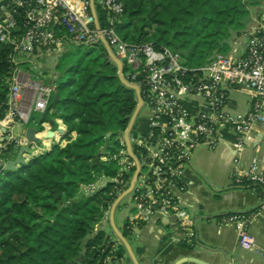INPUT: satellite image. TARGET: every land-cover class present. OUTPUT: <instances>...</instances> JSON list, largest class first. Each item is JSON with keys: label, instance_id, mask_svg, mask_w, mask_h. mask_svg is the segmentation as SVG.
Here are the masks:
<instances>
[{"label": "built area", "instance_id": "2783aa9c", "mask_svg": "<svg viewBox=\"0 0 264 264\" xmlns=\"http://www.w3.org/2000/svg\"><path fill=\"white\" fill-rule=\"evenodd\" d=\"M90 1L0 0V43L8 46L7 57L11 64V75L6 78L7 109L0 123L5 122L10 129L21 125L23 133L31 113H45L55 92L54 84L32 79L29 73L17 68L21 57L41 56L42 52L59 54L68 42L92 46L100 43L103 37L120 59L123 76L138 87L142 106L146 109L145 129L130 134L139 171L129 193L132 207L129 220L140 224L154 216L173 217L182 230L181 241L192 246L197 230L180 194L185 191L182 182L185 168L198 147L214 148L225 141L224 132L233 133L231 185H251L264 193V170L256 159L246 167L240 164L246 146L255 140L256 123L264 122L261 111L264 101V10L243 33V53L238 54L237 42L232 41L230 52L216 53L205 64L189 66L183 63L179 51L157 45L154 40L132 42L123 39L116 30L124 13L123 0H100L105 20L101 25L96 10L98 27L90 10ZM94 7L96 9L95 0ZM37 74L43 75L41 71ZM225 86L253 91L257 99L250 110L242 114L226 111ZM52 131L54 135L49 138V148L54 144L63 147L70 141L58 129ZM117 140V150L110 156L100 157L116 163L115 176L102 175L92 182L80 184L85 194L95 192L107 180L114 183L113 190L118 194L129 186L136 161L128 154L122 135ZM11 141L16 147H27L24 154L27 160L44 151L24 136L12 134H8L7 140L0 141V149ZM5 162L0 159V166L4 167ZM128 175L130 178H125ZM108 212H105V218ZM254 216V212H231L223 215L221 220L235 226L240 249L257 253L264 263V249L249 230Z\"/></svg>", "mask_w": 264, "mask_h": 264}, {"label": "trees", "instance_id": "16d2710c", "mask_svg": "<svg viewBox=\"0 0 264 264\" xmlns=\"http://www.w3.org/2000/svg\"><path fill=\"white\" fill-rule=\"evenodd\" d=\"M123 2L124 13L116 24L123 39L154 40L177 51L182 48L193 65L205 64L214 54L229 50V41L244 33L249 4L253 3ZM96 10L102 25L105 13L101 8ZM8 52V46L0 43V118L7 109ZM55 67H62L54 79L60 98L55 108L49 104L39 124L60 118L67 128L63 136L70 141L63 147L54 144L13 169L0 166V264H104L112 254L113 242L100 225L118 195L114 183L107 180L91 194L82 192L80 184L102 175L115 176L116 164L97 160L96 155L107 133L109 146L104 156L117 150V137L136 107V93L120 82L117 67L102 43L74 44ZM72 132L76 134L73 139ZM16 151V143L8 142L0 150V159L12 158Z\"/></svg>", "mask_w": 264, "mask_h": 264}, {"label": "crops", "instance_id": "0c3cea01", "mask_svg": "<svg viewBox=\"0 0 264 264\" xmlns=\"http://www.w3.org/2000/svg\"><path fill=\"white\" fill-rule=\"evenodd\" d=\"M258 14L257 11L255 17ZM255 17H251V22ZM244 37V34L233 37L229 41L227 52L231 51L232 41H236L238 54L243 53ZM225 91L226 111L229 113H245L257 99L254 92L249 89L225 86ZM261 111L264 114V101ZM42 123L41 132L36 130V134L38 133L37 136L41 134L43 139L41 136L40 143L35 144L48 151L50 137L46 138L47 132L58 129L60 133H63L61 130L66 133L67 128L60 118H54L53 124L49 120ZM15 127L19 128L16 133ZM7 129L5 122L0 123V140L8 134L20 138L24 136L21 125H14L11 133H7ZM254 132L264 133V122L256 123ZM75 135V132H72L71 138L73 139ZM233 139V133L226 131L223 143L214 148L204 145L198 147L195 150L196 154H193L192 162L185 168L182 177L185 191L180 194V200L192 216L197 230L196 242L192 246L181 241L182 230L173 217L154 216L148 222L136 224L129 220L132 207L128 204L125 205V209H121L118 223L114 220L113 212V221L110 217L105 218L100 225L113 242L112 254L104 264H174L184 257H191L194 261H184L180 264H264L257 253L240 249L235 226L223 223L221 220L223 215L231 212H254L255 216L249 225V230L257 244L264 249V207L261 208L264 193L260 188L254 189L248 185L242 187L231 185ZM47 140L49 141L46 142ZM257 144L256 139L248 143L242 153L241 166L246 167L251 160L256 159L258 166L264 170V143ZM128 223L129 228L125 226ZM115 228L130 245L136 263L115 233ZM125 228H128L127 233H124Z\"/></svg>", "mask_w": 264, "mask_h": 264}, {"label": "water", "instance_id": "95a60500", "mask_svg": "<svg viewBox=\"0 0 264 264\" xmlns=\"http://www.w3.org/2000/svg\"><path fill=\"white\" fill-rule=\"evenodd\" d=\"M90 10L95 17V24L98 27L97 19H96V9L94 7V0L90 1ZM100 43H102L104 45L105 49L107 50L108 55L110 56L112 61L115 63V65L117 67V75L119 77L120 82L122 84L129 86L130 88L134 89V91L136 93V97H137L136 107H135V109H134V111H133V113L129 119V122H128L126 129L122 133V137L125 141L128 154L136 161V169H135V171H134V173L130 179V183H129V186L127 187V189H125L124 191L119 193L117 195L116 199L113 201V203L110 206L109 217L113 221V212L115 210V207L120 203V201L122 200V198L124 196L129 195L130 191L132 190V188L134 186V183L136 181L138 171H139V164H138L136 156L134 155V153L132 151L131 144H130V134H131V131L134 129L136 117H137V115H138V113L142 107V98H141L140 91H139L138 87L136 85L130 83L129 81H127L126 78L123 76L122 63H121L120 59L117 56H115V54L113 53L111 48L108 46L107 42L105 41V39L103 37L100 38ZM59 98H60V94L56 91V87H55V92H54V95H53V98L51 101L52 107H54V108L56 107V104H57V101ZM49 122L53 124V120H49ZM12 130L13 129L8 128L7 133H11ZM61 132L64 133V130L63 131L61 130ZM52 134H53V131L49 130L47 132L46 138L51 137ZM23 135L29 142H34L36 144L40 143L41 139H40V137L37 136L36 129L33 127H29V126L25 127V129L23 130ZM254 136H255V139L257 140V143H258L257 145L264 143V133L254 132ZM109 137H110V135H109V133H107L106 137H105V144H104L103 148L96 155L97 160H99L101 155H105L107 153V148L109 146ZM7 139H8V136L2 138L0 141L3 142ZM16 148H17V151H16V154L14 155V157L6 160L5 165H4L5 169H13V168L27 162V159L24 156V154L27 151V147L25 145H20ZM109 217H108V219H109ZM115 233L117 234L119 239L124 243V245H125L127 251L129 252L130 256L132 257L133 261L136 263V258L134 257V254L130 248V245L128 244V242L126 241L124 236L121 233H119L116 230V228H115ZM184 261H194V259L191 257H188V258L184 257V258L177 260L174 264H180Z\"/></svg>", "mask_w": 264, "mask_h": 264}, {"label": "rangeland", "instance_id": "374dc122", "mask_svg": "<svg viewBox=\"0 0 264 264\" xmlns=\"http://www.w3.org/2000/svg\"><path fill=\"white\" fill-rule=\"evenodd\" d=\"M251 2H253V3L249 4V16L246 18L245 27L251 22L253 16L255 17L257 11L259 12L261 10H264V0H251ZM95 5H96V7H98V9H100L101 8L100 0H95ZM73 45H74L73 43L68 42L67 45L64 47V50L59 54H56V53H49L48 54L46 52H42L41 56H40V54L39 55H33L31 58H27V57L23 56V57H21V61L18 64L17 68H19L21 71L29 73L30 77L32 79L40 80L41 82H50L52 84H54V82H55L54 85H56L57 81H55L54 79L58 78L59 74L62 73V67L56 68L55 63L65 53V51L72 49ZM180 50L181 51H179V53H180L181 59L183 60L184 64L189 65V66H197V65L189 64L185 55L182 54V53H185L186 51L182 48ZM36 68H38L39 70H36ZM37 71H41L43 73V75L37 74ZM145 113H146V109H145V107L142 106L137 117H136L134 129H133V131H131V133L132 132L138 133V132L143 131L145 129V123H144ZM42 116H43V113L33 111L31 113V116H30V119L28 122V125L30 127L32 126V127L36 128L37 132H41L39 130L41 128L39 122L41 121ZM18 129H19L18 127H15V129H14L15 133L17 132ZM41 136H42L41 134L38 135V137H40V138H41ZM42 139H43V136H42ZM46 142H48V141H46ZM196 152L194 153V155L196 154ZM194 155L191 158V162L193 160ZM143 170H145V169H143ZM101 186H103V183L101 184ZM128 204H131V202L129 201V197L126 195L122 198L119 205H117L115 207L114 220L116 223L119 222V214L121 212V209H125L124 208L125 205L128 206ZM109 210H110V207L107 211H109ZM108 217H109V212L106 216V219H108ZM107 229H108V227H107Z\"/></svg>", "mask_w": 264, "mask_h": 264}, {"label": "flooded vegetation", "instance_id": "af4514ba", "mask_svg": "<svg viewBox=\"0 0 264 264\" xmlns=\"http://www.w3.org/2000/svg\"><path fill=\"white\" fill-rule=\"evenodd\" d=\"M144 123H145V121H144Z\"/></svg>", "mask_w": 264, "mask_h": 264}, {"label": "bare ground", "instance_id": "6f19581e", "mask_svg": "<svg viewBox=\"0 0 264 264\" xmlns=\"http://www.w3.org/2000/svg\"><path fill=\"white\" fill-rule=\"evenodd\" d=\"M49 141V140H48Z\"/></svg>", "mask_w": 264, "mask_h": 264}]
</instances>
